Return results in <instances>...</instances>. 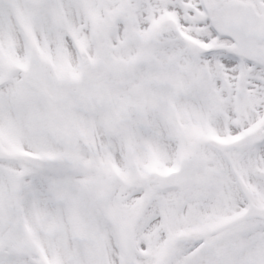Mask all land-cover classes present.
<instances>
[{
  "label": "snow or ice",
  "instance_id": "1",
  "mask_svg": "<svg viewBox=\"0 0 264 264\" xmlns=\"http://www.w3.org/2000/svg\"><path fill=\"white\" fill-rule=\"evenodd\" d=\"M0 264H264V0H0Z\"/></svg>",
  "mask_w": 264,
  "mask_h": 264
}]
</instances>
